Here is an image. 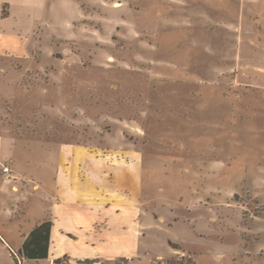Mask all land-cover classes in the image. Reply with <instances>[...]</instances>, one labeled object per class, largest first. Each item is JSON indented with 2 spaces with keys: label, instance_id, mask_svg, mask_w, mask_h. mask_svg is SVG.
<instances>
[{
  "label": "rangeland",
  "instance_id": "obj_1",
  "mask_svg": "<svg viewBox=\"0 0 264 264\" xmlns=\"http://www.w3.org/2000/svg\"><path fill=\"white\" fill-rule=\"evenodd\" d=\"M74 23L0 26L26 224L60 197L92 264H264V0H93Z\"/></svg>",
  "mask_w": 264,
  "mask_h": 264
},
{
  "label": "crops",
  "instance_id": "obj_2",
  "mask_svg": "<svg viewBox=\"0 0 264 264\" xmlns=\"http://www.w3.org/2000/svg\"><path fill=\"white\" fill-rule=\"evenodd\" d=\"M92 1L0 0V4L9 5V15L0 19V26L12 23V30L18 38L29 39L39 33L42 37L48 34L52 40H66L71 35V26L76 25L74 20L78 18L80 9L84 5L88 6ZM17 9L26 10V27H22L21 19L16 13ZM40 68L44 70L43 67ZM24 72L26 73V70ZM1 86L6 89L9 85L3 81ZM10 101H13L10 95H4L0 98V214L10 224V226L0 225V241L4 249H7L11 264H18V258L21 264H58L57 261L65 256L75 261L72 264H84L81 262L94 260L85 257L74 258L65 248L67 243H76L81 233L66 226L58 215L57 210L65 205L62 198L58 197L55 200L52 198L47 202H45V198V201L39 204L43 208L42 217L26 224V217H29L27 210L32 198V192H26V176H28L26 173V144H23L24 140L8 123L7 111H3L4 105ZM3 166L8 167L16 178L3 174ZM80 207L82 206L80 205ZM85 208L87 207L85 206ZM82 209L86 211L83 207ZM48 214H52L54 217L51 220L53 228L48 259L33 262L17 257V253L22 248L26 238L37 225L46 220ZM12 225L15 226L11 228ZM76 233L80 234L78 238L73 237ZM13 254L16 255V259H14Z\"/></svg>",
  "mask_w": 264,
  "mask_h": 264
},
{
  "label": "trees",
  "instance_id": "obj_3",
  "mask_svg": "<svg viewBox=\"0 0 264 264\" xmlns=\"http://www.w3.org/2000/svg\"><path fill=\"white\" fill-rule=\"evenodd\" d=\"M52 228L53 222L51 220H45L37 225L26 238L22 248L17 253V257L33 262L48 259ZM13 257L16 259L15 254ZM94 262L97 260H86L81 263L92 264ZM57 263H61L60 260Z\"/></svg>",
  "mask_w": 264,
  "mask_h": 264
},
{
  "label": "built area",
  "instance_id": "obj_4",
  "mask_svg": "<svg viewBox=\"0 0 264 264\" xmlns=\"http://www.w3.org/2000/svg\"><path fill=\"white\" fill-rule=\"evenodd\" d=\"M2 173L5 174V175H7V176H9V177L11 176L14 179L16 178L14 175H12L11 170L8 167H6V166H3ZM18 264H21V261H20L19 258H18Z\"/></svg>",
  "mask_w": 264,
  "mask_h": 264
}]
</instances>
